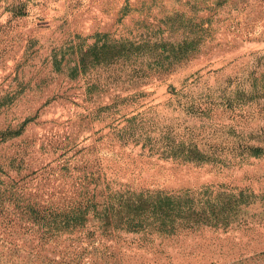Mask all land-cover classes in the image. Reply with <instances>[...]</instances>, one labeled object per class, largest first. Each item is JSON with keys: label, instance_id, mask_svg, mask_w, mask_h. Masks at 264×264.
<instances>
[{"label": "rangeland", "instance_id": "obj_1", "mask_svg": "<svg viewBox=\"0 0 264 264\" xmlns=\"http://www.w3.org/2000/svg\"><path fill=\"white\" fill-rule=\"evenodd\" d=\"M0 264H264V0H0Z\"/></svg>", "mask_w": 264, "mask_h": 264}]
</instances>
